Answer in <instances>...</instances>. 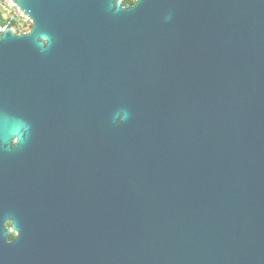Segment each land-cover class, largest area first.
I'll return each mask as SVG.
<instances>
[{
    "label": "water",
    "instance_id": "water-1",
    "mask_svg": "<svg viewBox=\"0 0 264 264\" xmlns=\"http://www.w3.org/2000/svg\"><path fill=\"white\" fill-rule=\"evenodd\" d=\"M123 1L11 0L0 264H264V0Z\"/></svg>",
    "mask_w": 264,
    "mask_h": 264
},
{
    "label": "built area",
    "instance_id": "built-area-1",
    "mask_svg": "<svg viewBox=\"0 0 264 264\" xmlns=\"http://www.w3.org/2000/svg\"><path fill=\"white\" fill-rule=\"evenodd\" d=\"M32 21L17 9L11 0H0V32L11 28L16 34L28 33Z\"/></svg>",
    "mask_w": 264,
    "mask_h": 264
},
{
    "label": "flooded vegetation",
    "instance_id": "flooded-vegetation-1",
    "mask_svg": "<svg viewBox=\"0 0 264 264\" xmlns=\"http://www.w3.org/2000/svg\"><path fill=\"white\" fill-rule=\"evenodd\" d=\"M136 0H128L127 3V7L132 6L135 3ZM45 137H41V142H43V139ZM17 145V137L13 136L11 138H9L8 143L5 145H1L0 144V148L6 149L9 153H11L15 147ZM5 151L0 149V167L1 168H5L8 164H10L9 162L12 160L11 157H5ZM35 157H32L31 161L28 163V166H30L29 168V172L30 175L32 177V180L35 182L38 180L39 177H41V180L43 181L45 179V171L46 168L43 166V161H44V157H41V166H40V173H39V168L36 164V159H34ZM30 177V179H31ZM82 197L79 198V204L80 207L82 206ZM6 226H9V223H6ZM9 235H11V238L9 239H13L15 237V233L11 232Z\"/></svg>",
    "mask_w": 264,
    "mask_h": 264
},
{
    "label": "trees",
    "instance_id": "trees-1",
    "mask_svg": "<svg viewBox=\"0 0 264 264\" xmlns=\"http://www.w3.org/2000/svg\"><path fill=\"white\" fill-rule=\"evenodd\" d=\"M127 3H128V0L123 1V5H127ZM9 238H11V235H9Z\"/></svg>",
    "mask_w": 264,
    "mask_h": 264
}]
</instances>
